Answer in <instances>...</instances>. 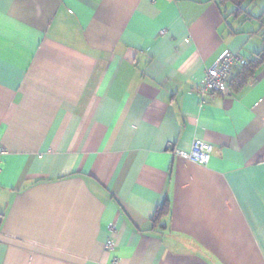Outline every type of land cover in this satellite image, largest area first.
<instances>
[{
    "label": "crops",
    "instance_id": "1",
    "mask_svg": "<svg viewBox=\"0 0 264 264\" xmlns=\"http://www.w3.org/2000/svg\"><path fill=\"white\" fill-rule=\"evenodd\" d=\"M247 4L0 0V264H264V65L200 93L262 51Z\"/></svg>",
    "mask_w": 264,
    "mask_h": 264
},
{
    "label": "built area",
    "instance_id": "2",
    "mask_svg": "<svg viewBox=\"0 0 264 264\" xmlns=\"http://www.w3.org/2000/svg\"><path fill=\"white\" fill-rule=\"evenodd\" d=\"M239 64H245L239 54L231 51L223 53L218 60L211 66L207 72L205 79L200 88L201 95L220 94L227 95L230 93L229 81ZM172 149V145L169 146ZM214 148L212 145L201 140H195L189 152H176L178 156L185 160L202 167H207L211 161ZM2 162H0V173L2 171ZM113 241L106 243L107 250H114ZM117 259H114V264H117Z\"/></svg>",
    "mask_w": 264,
    "mask_h": 264
},
{
    "label": "trees",
    "instance_id": "3",
    "mask_svg": "<svg viewBox=\"0 0 264 264\" xmlns=\"http://www.w3.org/2000/svg\"><path fill=\"white\" fill-rule=\"evenodd\" d=\"M224 2H230L234 6L233 14L237 16L250 15L247 11V7L244 6L248 2L247 6L254 3L257 0H223ZM247 18V16H245ZM264 15L258 17L259 21H262V28H264ZM263 37V48L259 55L254 59L248 61L241 69H239L235 77L229 82V86L232 91H239L246 86L252 84L256 80L258 70L264 65V34ZM170 213L169 202L166 201L164 205L157 209L155 216L152 219L154 226H157L161 219L168 216Z\"/></svg>",
    "mask_w": 264,
    "mask_h": 264
}]
</instances>
